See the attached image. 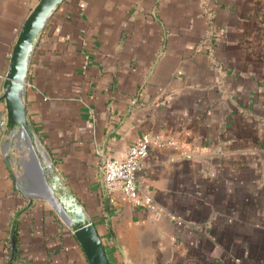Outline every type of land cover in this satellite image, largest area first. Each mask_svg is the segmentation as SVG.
Listing matches in <instances>:
<instances>
[{"label": "crops", "instance_id": "0c3cea01", "mask_svg": "<svg viewBox=\"0 0 264 264\" xmlns=\"http://www.w3.org/2000/svg\"><path fill=\"white\" fill-rule=\"evenodd\" d=\"M36 2L0 0V264H89L53 201L24 189V144L5 159L3 82ZM23 101L110 264H264V0H62ZM147 131L175 141L136 172L154 208L107 191L101 167Z\"/></svg>", "mask_w": 264, "mask_h": 264}, {"label": "water", "instance_id": "95a60500", "mask_svg": "<svg viewBox=\"0 0 264 264\" xmlns=\"http://www.w3.org/2000/svg\"><path fill=\"white\" fill-rule=\"evenodd\" d=\"M61 1L37 0L24 18L13 43L2 96L5 100L7 120L16 130L11 134L5 159L11 167L9 149L24 144L26 149L19 158L24 171V189L31 197H44L53 201L59 214L77 238L89 264H110L95 223L86 215L73 191L53 170L51 162L45 159L27 119L23 101L24 82L31 51L50 14ZM21 133L23 140L20 139ZM11 173L14 175L12 170Z\"/></svg>", "mask_w": 264, "mask_h": 264}, {"label": "built area", "instance_id": "2783aa9c", "mask_svg": "<svg viewBox=\"0 0 264 264\" xmlns=\"http://www.w3.org/2000/svg\"><path fill=\"white\" fill-rule=\"evenodd\" d=\"M174 143L175 141L172 139H164L147 131L142 133L136 141L129 144L123 157L102 155L103 183L107 191L118 189L132 204L154 208L153 197L149 190L139 185L136 172L140 168L150 145ZM233 264L242 263L239 258H235Z\"/></svg>", "mask_w": 264, "mask_h": 264}, {"label": "bare ground", "instance_id": "6f19581e", "mask_svg": "<svg viewBox=\"0 0 264 264\" xmlns=\"http://www.w3.org/2000/svg\"><path fill=\"white\" fill-rule=\"evenodd\" d=\"M21 136H22V133H21Z\"/></svg>", "mask_w": 264, "mask_h": 264}, {"label": "rangeland", "instance_id": "374dc122", "mask_svg": "<svg viewBox=\"0 0 264 264\" xmlns=\"http://www.w3.org/2000/svg\"><path fill=\"white\" fill-rule=\"evenodd\" d=\"M16 147V146H15ZM18 148V147H17Z\"/></svg>", "mask_w": 264, "mask_h": 264}]
</instances>
